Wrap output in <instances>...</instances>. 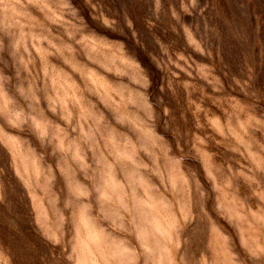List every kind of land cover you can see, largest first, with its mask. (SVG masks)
I'll use <instances>...</instances> for the list:
<instances>
[{
  "label": "rangeland",
  "instance_id": "rangeland-1",
  "mask_svg": "<svg viewBox=\"0 0 264 264\" xmlns=\"http://www.w3.org/2000/svg\"><path fill=\"white\" fill-rule=\"evenodd\" d=\"M0 264H264V0H0Z\"/></svg>",
  "mask_w": 264,
  "mask_h": 264
}]
</instances>
